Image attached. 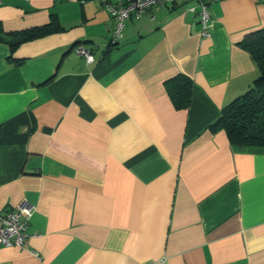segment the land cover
<instances>
[{
	"label": "crops",
	"instance_id": "0c3cea01",
	"mask_svg": "<svg viewBox=\"0 0 264 264\" xmlns=\"http://www.w3.org/2000/svg\"><path fill=\"white\" fill-rule=\"evenodd\" d=\"M207 8L210 37L197 0H172L112 45L99 0L0 1L4 33L53 29L13 52L0 41V214L34 208L0 264H264V146L208 128L258 76L241 44L264 0ZM178 76L192 83L180 109Z\"/></svg>",
	"mask_w": 264,
	"mask_h": 264
},
{
	"label": "trees",
	"instance_id": "16d2710c",
	"mask_svg": "<svg viewBox=\"0 0 264 264\" xmlns=\"http://www.w3.org/2000/svg\"><path fill=\"white\" fill-rule=\"evenodd\" d=\"M51 31V27H43L4 33L0 27V41L5 42L13 52L19 44ZM241 45L254 59L258 76L245 92L221 109L219 117L208 128L212 132L223 131L234 145L264 146V29L247 34ZM191 87V81L181 76L168 82L167 89L176 108L189 105Z\"/></svg>",
	"mask_w": 264,
	"mask_h": 264
},
{
	"label": "built area",
	"instance_id": "2783aa9c",
	"mask_svg": "<svg viewBox=\"0 0 264 264\" xmlns=\"http://www.w3.org/2000/svg\"><path fill=\"white\" fill-rule=\"evenodd\" d=\"M1 1V0H0ZM106 11L113 18L109 43L115 45L120 42L125 21L131 17L140 15L153 5H162L172 0H99ZM199 3L198 17L201 24V36L210 37L211 18L207 8L210 2L218 0H197ZM74 51L84 56L86 62H93L94 58L90 51L83 45L75 46ZM34 212L33 206L27 203L20 205L0 214V248L3 246H16L25 248L27 238V225ZM30 253L35 254L31 250Z\"/></svg>",
	"mask_w": 264,
	"mask_h": 264
}]
</instances>
